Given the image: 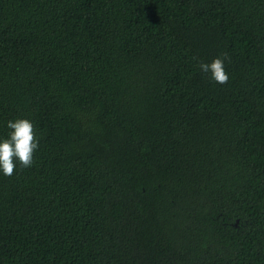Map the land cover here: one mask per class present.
<instances>
[{
    "label": "trees",
    "instance_id": "1",
    "mask_svg": "<svg viewBox=\"0 0 264 264\" xmlns=\"http://www.w3.org/2000/svg\"><path fill=\"white\" fill-rule=\"evenodd\" d=\"M15 119L0 264H264V0H0Z\"/></svg>",
    "mask_w": 264,
    "mask_h": 264
},
{
    "label": "clouds",
    "instance_id": "2",
    "mask_svg": "<svg viewBox=\"0 0 264 264\" xmlns=\"http://www.w3.org/2000/svg\"><path fill=\"white\" fill-rule=\"evenodd\" d=\"M199 68L218 84L228 80L224 60L219 57L210 63H200ZM5 127L9 131L6 137H0V175L10 176L17 165L24 168L31 166L33 153L38 148V137L28 119L8 120Z\"/></svg>",
    "mask_w": 264,
    "mask_h": 264
},
{
    "label": "water",
    "instance_id": "3",
    "mask_svg": "<svg viewBox=\"0 0 264 264\" xmlns=\"http://www.w3.org/2000/svg\"><path fill=\"white\" fill-rule=\"evenodd\" d=\"M263 225H264V199H263Z\"/></svg>",
    "mask_w": 264,
    "mask_h": 264
}]
</instances>
